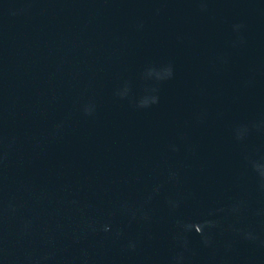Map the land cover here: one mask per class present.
Masks as SVG:
<instances>
[{
  "label": "water",
  "instance_id": "water-1",
  "mask_svg": "<svg viewBox=\"0 0 264 264\" xmlns=\"http://www.w3.org/2000/svg\"><path fill=\"white\" fill-rule=\"evenodd\" d=\"M0 264H264V0H0Z\"/></svg>",
  "mask_w": 264,
  "mask_h": 264
}]
</instances>
